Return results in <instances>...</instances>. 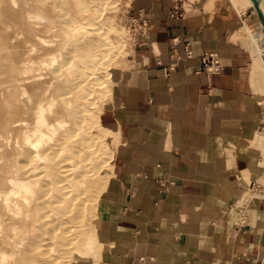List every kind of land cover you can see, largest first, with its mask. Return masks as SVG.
<instances>
[{"label": "crops", "instance_id": "0c3cea01", "mask_svg": "<svg viewBox=\"0 0 264 264\" xmlns=\"http://www.w3.org/2000/svg\"><path fill=\"white\" fill-rule=\"evenodd\" d=\"M175 1L122 0L125 26L146 13L152 29L145 45L125 39L101 104L116 141L98 215L99 236L112 245L107 264H262L264 201L236 206L228 192L255 179L263 158L251 143L264 74L241 34L259 35L261 22L251 0H239L241 9L232 0H182L186 12L171 19ZM210 52L222 59L218 75L199 71Z\"/></svg>", "mask_w": 264, "mask_h": 264}, {"label": "bare ground", "instance_id": "6f19581e", "mask_svg": "<svg viewBox=\"0 0 264 264\" xmlns=\"http://www.w3.org/2000/svg\"><path fill=\"white\" fill-rule=\"evenodd\" d=\"M232 2L242 8L239 0ZM44 3L0 0V264H94L98 242L90 222L104 163L96 143L112 131L90 107L87 80L104 83L93 75L98 65L105 66L106 52L92 34L99 30L94 20L105 2L89 23L74 20L58 45L60 26L55 39L41 35L55 27L42 26L51 20L35 6ZM259 7L264 14V0ZM241 34L260 53L255 66L264 74L259 44L264 33L243 29ZM104 36L99 45L109 40ZM251 144L264 150L259 136ZM243 179L228 187L238 197L236 206L249 193L251 177Z\"/></svg>", "mask_w": 264, "mask_h": 264}, {"label": "rangeland", "instance_id": "374dc122", "mask_svg": "<svg viewBox=\"0 0 264 264\" xmlns=\"http://www.w3.org/2000/svg\"><path fill=\"white\" fill-rule=\"evenodd\" d=\"M105 2L104 6H100V3ZM121 4L122 0H45L44 5H38L35 6L37 10H40L45 18H49L51 20L50 23H43L42 26H49V24L55 25L54 30L49 31L51 34L46 33L47 30H43L41 34L46 39H53V36L59 35V33L56 31L59 28L63 29V35L60 36L59 40L56 41V45L62 43L63 39L67 36V27L69 25H74V20L79 21L80 24H86L89 23V18L93 19L97 17V13L99 14L98 19H95L94 22V28H98L99 30L97 32H94L92 34V37L94 39V44L99 46V48L104 52H106V64L105 66L98 65L97 69L95 70V75H93L95 78H102L104 79V83L101 85H96L94 78H89L87 80V86L92 91V100L90 105L92 111L94 113L101 112V104L104 100V98L107 95L108 91V83H107V72H109V68L113 65V63L117 62L122 56L125 50V39L128 37L130 38V33L127 27L123 22H121L120 19V12L121 10ZM58 5V6H57ZM100 6V7H99ZM99 8L98 10L95 8ZM102 7V8H101ZM102 10H101V9ZM95 10V11H94ZM97 10V11H96ZM95 13V15H94ZM93 15V16H92ZM68 31V30H67ZM101 34H104V37L109 38V40L105 38L103 45H99V37H101ZM51 36V37H50ZM54 36V39H55ZM79 40L81 35L76 36ZM131 40V39H130ZM110 42L113 44L114 48L111 46ZM105 44V45H104ZM112 47V49H111ZM47 48V47H45ZM54 50V47L52 48ZM100 54H102L100 52ZM264 91V90H263ZM72 100V97H70ZM79 102L82 105H87L84 99H80ZM99 120L101 126L103 128H107V125L101 118V114L99 113ZM260 137L264 141L263 133L261 132L260 128L257 129L256 138ZM113 133L109 132V136H104L102 138V142H97L96 147L100 151L101 157H103L104 163H103V180L100 181L99 187H100V194L99 198L96 201V206L94 209V216L91 224V228L94 229V233L97 237L98 244L96 245V259L98 257V262H94V264H107L109 259V256L111 255L112 245H107L104 241V237L101 239L99 236V223H98V215H99V209L101 206V199L103 196H105V190L108 185L109 178L111 176V167L112 164H110L111 161V154L113 151H115L116 147V141L113 138ZM252 146L255 148V150H260L262 155V161H259L255 163V167L259 169V173L264 169V150L260 147H256L254 144ZM254 175H256L255 168H253ZM258 173V174H259ZM258 176V175H257ZM256 177V176H255ZM248 180V177H247ZM254 180V179H253ZM247 182V181H246ZM252 182V180L249 182V184ZM238 184V182H236ZM249 191L248 194L243 196V200H254L259 199L258 196L255 194L253 195V198H250L253 194L250 192L249 188H247ZM93 223V224H92Z\"/></svg>", "mask_w": 264, "mask_h": 264}, {"label": "built area", "instance_id": "2783aa9c", "mask_svg": "<svg viewBox=\"0 0 264 264\" xmlns=\"http://www.w3.org/2000/svg\"><path fill=\"white\" fill-rule=\"evenodd\" d=\"M186 8L182 0H176L173 8L169 11V18H182ZM126 27L130 33V39L137 46L145 45L152 29V23L149 15L140 13L138 17L129 18L126 22ZM187 58H191L192 52L187 48ZM174 64L164 68V75L169 76L174 71ZM199 71H204L209 76L218 75L223 71L222 59L216 52H210L203 55L201 58ZM261 118L259 128L264 135V101L261 104ZM250 192L257 194L264 201V169L259 176L253 180L248 186Z\"/></svg>", "mask_w": 264, "mask_h": 264}, {"label": "water", "instance_id": "95a60500", "mask_svg": "<svg viewBox=\"0 0 264 264\" xmlns=\"http://www.w3.org/2000/svg\"><path fill=\"white\" fill-rule=\"evenodd\" d=\"M251 2L253 3L255 10L257 11V14H258V17L260 19L261 26H262V32L264 33V14L259 7V0H251ZM262 264H264V260H263Z\"/></svg>", "mask_w": 264, "mask_h": 264}]
</instances>
